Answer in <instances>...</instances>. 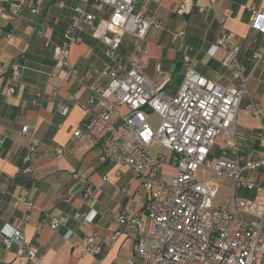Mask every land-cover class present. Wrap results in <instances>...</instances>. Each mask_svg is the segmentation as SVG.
Instances as JSON below:
<instances>
[{"label":"built area","instance_id":"1","mask_svg":"<svg viewBox=\"0 0 264 264\" xmlns=\"http://www.w3.org/2000/svg\"><path fill=\"white\" fill-rule=\"evenodd\" d=\"M85 5L90 0H82ZM146 0H93L92 7L110 8L104 26L98 31L97 15L84 6H75L61 40L53 44V60L64 72V79L82 86L77 68L70 60V48L82 40L85 28L98 32L104 46V59L100 66H93L96 76L107 78L105 84L91 86L85 113H92L84 128L73 132L77 137H88L101 149L100 160L108 158L126 166L132 175L141 179L146 192L145 219L121 210L120 224L137 231V261L127 264H264V181H259L256 170L264 168V156L258 160L245 159L246 138L237 130V114L247 83L253 73L264 66V12L254 10L248 24L262 37L261 46L252 53L249 70L237 61L240 45L236 37L223 32L216 37L215 45L226 50L224 65L233 64L232 76L236 86H222L198 73L190 57L183 54L185 67L182 80L175 94H168L163 86L170 82L165 76L159 83L152 82L143 72L148 52L142 40L149 30L157 31L162 18L145 15L139 5ZM195 0H180L176 9L179 15L192 11ZM138 5V6H137ZM137 6V7H136ZM41 37L50 41L48 28L38 30ZM12 38V34L9 33ZM126 45V52L122 51ZM159 70V66H156ZM14 80L19 66L9 68ZM13 87L7 89L11 93ZM55 92L37 93L31 103L38 104ZM66 114L68 106H59ZM148 109V110H147ZM246 110L255 118L264 117V108L249 99ZM156 113L158 123L153 126L147 115ZM27 132V126L21 128ZM221 137L229 145L225 149L217 143ZM259 145L264 150V128L257 132ZM3 139L0 138V146ZM152 143L170 150V158L163 153L152 155ZM38 140L32 138L23 156V174L31 172ZM62 152V147L55 149ZM216 152L221 155L215 157ZM200 166L214 174L210 178L196 176ZM168 167L172 173L163 168ZM74 177L83 183V195L91 194V186L78 174ZM230 178L235 190L240 186L254 190L252 197L239 196L234 191L232 209L214 204L217 194L216 180ZM23 203L26 210L33 202L27 188H21L13 204ZM78 218L80 213L72 215ZM26 214L23 215L25 220ZM67 216L54 217L51 227L66 222ZM115 231L113 236L120 235ZM1 241L6 247L16 246V254L30 264H50L38 254L37 248L21 233V221L15 224L9 235ZM84 252L98 254L101 251L96 233L83 237Z\"/></svg>","mask_w":264,"mask_h":264},{"label":"crops","instance_id":"2","mask_svg":"<svg viewBox=\"0 0 264 264\" xmlns=\"http://www.w3.org/2000/svg\"><path fill=\"white\" fill-rule=\"evenodd\" d=\"M92 2L0 0V264H30L16 254L15 245L8 248L1 241L20 221L23 238L50 264H127L137 257L138 233L120 224L118 215L126 209L145 219L147 199L141 179L111 158L100 160L99 145L88 137L73 135L98 110L97 105L92 113L82 108L91 94L90 87L107 82L106 77L92 72L93 66H100L104 59L98 32L85 28L82 40L70 48V60L82 78V86L65 80L63 70L53 60V44L61 40L75 6L85 5L97 15L98 31L104 26L110 8L95 10ZM179 3L180 0H146L139 5L145 15H156L163 21L159 30L147 31L142 40L148 52L144 74L154 83L167 75L171 78V72L181 75V58L187 54L191 66L201 75L222 86H236L238 80L231 73L233 64L222 63L227 52L214 41L225 31L232 33L240 45L236 59L249 70L252 53L261 46L263 36L248 22L254 10L264 12V0H195L192 11L185 15L176 13ZM42 28L49 29V42L39 35ZM125 48L126 45L122 51ZM13 65L19 66L14 80L9 74ZM251 77H259L264 84V66ZM179 84L168 82L163 90L175 94ZM9 87L13 91L8 94ZM256 87L260 89V84ZM39 92L55 94L38 104L31 103ZM248 97L264 108V94L259 99L251 94ZM62 104L68 106L66 114L59 109ZM255 119L251 127L246 126L249 129L237 128L246 138L245 159L264 156L257 138L259 128H264V117ZM24 125L26 133L21 131ZM32 138L38 140L37 151L31 172L23 174V156ZM57 147H62V152L57 153ZM149 151L152 155L165 154L161 149ZM163 169L173 172L168 167ZM75 173L91 186L88 197L83 195V183L73 176ZM257 179L264 181V174ZM21 188L29 190L33 202L27 210L23 203L13 204ZM75 212L80 213L78 218L72 216ZM24 214L27 217L22 220ZM61 215L67 216L66 222L52 228V219ZM115 231L121 234L113 236ZM90 233L99 238L98 254L83 250V237Z\"/></svg>","mask_w":264,"mask_h":264},{"label":"rangeland","instance_id":"3","mask_svg":"<svg viewBox=\"0 0 264 264\" xmlns=\"http://www.w3.org/2000/svg\"><path fill=\"white\" fill-rule=\"evenodd\" d=\"M184 70L185 67L182 66L180 71L181 75L177 74L176 72H171L170 83L171 84L180 83V80H182L183 77ZM257 83L260 84V89L256 87V85L258 86ZM246 86L248 93L244 96L237 114V128L239 130L249 129V127H251L256 121V119L246 111V103L249 100L248 96L251 94L253 95L254 98L259 99L260 95L264 94V84L259 77L258 78L251 77V79H249ZM260 102L263 103L262 100H260ZM147 119L151 122L153 126H155L158 123L159 117L156 113L149 112V114L147 115ZM217 143L218 144L221 143L225 149H229L228 143L222 140L221 137L217 139ZM153 144H152L153 146L151 145L152 147L150 146L152 152L161 149L165 153L166 157L170 158V155H168L169 151L167 148L161 147L158 143L157 144L153 143ZM220 155L221 154L219 152H216L215 157ZM255 173L256 176L259 178V174L261 173L264 174V168H259L258 170H256ZM195 174L200 178H210L214 175L212 171L205 166H200ZM214 184L217 186V194L216 197L214 198V204L215 205L223 204L227 206L229 209H232V200H233L234 191H236V194L239 196L252 197L254 195V190H249L242 186H240L235 190L234 184L230 178L218 179L215 181ZM134 259L137 261L136 256Z\"/></svg>","mask_w":264,"mask_h":264},{"label":"water","instance_id":"4","mask_svg":"<svg viewBox=\"0 0 264 264\" xmlns=\"http://www.w3.org/2000/svg\"><path fill=\"white\" fill-rule=\"evenodd\" d=\"M138 6V5H137ZM136 6V7H137ZM9 74H10V72H9ZM7 77H8V75H6V76H4V78H3V83H2V87L4 86V84H5V82H6V79H7ZM148 110V109H147Z\"/></svg>","mask_w":264,"mask_h":264}]
</instances>
